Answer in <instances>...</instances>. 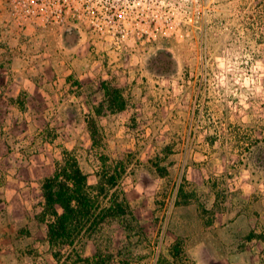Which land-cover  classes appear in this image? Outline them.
I'll return each instance as SVG.
<instances>
[{"label":"rangeland","instance_id":"rangeland-1","mask_svg":"<svg viewBox=\"0 0 264 264\" xmlns=\"http://www.w3.org/2000/svg\"><path fill=\"white\" fill-rule=\"evenodd\" d=\"M1 3L0 25L8 18ZM192 10L197 17H182L169 36L150 32L155 40L148 46L124 55L102 51L104 57L88 34L77 31L39 30L43 40L34 32L27 42L0 29L2 40L23 41L25 51L34 43L32 73L49 75L48 95L33 97L35 104L23 108L21 94L0 121L6 151L24 163L22 177L38 185L33 202L68 152L91 186L103 163L124 167L118 183L135 217L126 227L105 225L81 234L72 247L56 248L39 230L42 209L33 214L40 225L32 239L25 241L27 230L18 228L23 239L15 264H86L83 259L97 254L110 255L108 264H190L185 253L180 260L169 255L172 245L183 242L175 239L181 225L176 222L217 215L239 218L233 226L240 241L254 239L264 250V0H199ZM79 51L107 63L121 57L115 62L133 75L129 110L94 121V138L79 102L63 101L61 78L51 76L73 72L76 66L67 59ZM8 85L6 75V101L12 95Z\"/></svg>","mask_w":264,"mask_h":264},{"label":"crops","instance_id":"crops-1","mask_svg":"<svg viewBox=\"0 0 264 264\" xmlns=\"http://www.w3.org/2000/svg\"><path fill=\"white\" fill-rule=\"evenodd\" d=\"M38 33L39 31L35 32V39L43 40ZM22 42L8 43L0 36V121H5L7 109L15 110L21 94L25 96V100L22 102L23 108L30 107L35 104L33 97L37 99V95L46 96L50 88L49 75L32 73L31 65L32 62H35L36 57L35 44L30 43L25 51L26 47ZM41 42L45 44L44 41ZM82 47V50L87 48L86 46ZM98 47L101 56L104 57L102 47L100 45ZM79 52L81 55L78 54L76 58L67 59L68 66H76L73 72L70 69L64 75H51L61 78V87L65 93L63 101L67 99L68 102H79L81 110L86 113L83 118L85 125L91 119L97 122L98 119L105 116V113L114 117L127 112L129 106L126 95L128 92L133 93V75H129V71L125 69L126 66H123V63L117 65L118 63L115 61L121 60V57L110 61L114 63H107L98 56V58L94 56L91 59L89 55L84 54V51ZM110 56L107 55L106 59L108 60ZM120 66L124 69H117ZM77 67L80 71L76 69ZM6 75L9 78L7 91H12V95L8 97L7 101L6 91L3 89ZM37 78L38 80H36ZM39 79H43V84ZM106 85L121 91L125 108L117 113H109L104 108L103 113L96 116L94 110L105 99L103 87ZM77 88V92H73V89ZM7 144V139L0 132V264H15L19 253V243L23 239L18 228L25 227L27 230L28 233L24 236L25 241L34 237V232L40 223H37L33 214L36 215L43 209V198L40 194L38 203L33 202L32 190L36 186V190H38V185L32 182V179L27 182L22 177L26 175L27 169L22 167L24 163L15 160L11 151H6ZM6 176L10 178L5 179ZM39 191L41 192L40 187ZM238 219L217 215L210 221L202 217H192L188 219L189 221H177V225L181 224L180 232L177 234L180 239L176 236L175 239L183 241L180 246L181 255L187 254L190 264H264V250L256 248L260 242L254 244V239H250L249 242H241L240 237L237 236L238 233H235L238 227L233 224H236ZM192 223H195L194 227L190 226ZM43 229L41 224L39 230ZM43 238H45V231Z\"/></svg>","mask_w":264,"mask_h":264},{"label":"built area","instance_id":"built-area-1","mask_svg":"<svg viewBox=\"0 0 264 264\" xmlns=\"http://www.w3.org/2000/svg\"><path fill=\"white\" fill-rule=\"evenodd\" d=\"M199 0H2L8 18L0 29L31 42L39 30H72L88 34L90 44L124 55L148 46L150 32L167 37L197 17L191 9ZM196 9V8H195ZM2 20V19H1Z\"/></svg>","mask_w":264,"mask_h":264},{"label":"trees","instance_id":"trees-1","mask_svg":"<svg viewBox=\"0 0 264 264\" xmlns=\"http://www.w3.org/2000/svg\"><path fill=\"white\" fill-rule=\"evenodd\" d=\"M103 88L105 99L94 114L100 116L104 108L109 113L122 111L125 101L121 91L109 85ZM87 126L94 138V121L89 120ZM124 170L121 165L106 166L103 163L101 171L97 173L96 185L91 186L77 159L64 152L56 162L53 174L45 178L40 186L43 211L38 219L44 225L47 243L56 248L72 247L74 239L81 234L96 233L103 226L113 223L125 224L126 227L134 222L135 217L118 183ZM163 174L164 171H161L160 175ZM169 254L174 260H180V245L174 244ZM111 258L110 255L106 258L97 254L91 260H83L86 264H108Z\"/></svg>","mask_w":264,"mask_h":264}]
</instances>
